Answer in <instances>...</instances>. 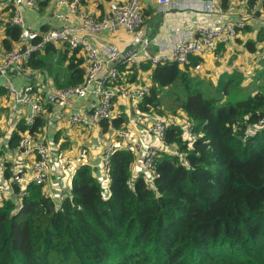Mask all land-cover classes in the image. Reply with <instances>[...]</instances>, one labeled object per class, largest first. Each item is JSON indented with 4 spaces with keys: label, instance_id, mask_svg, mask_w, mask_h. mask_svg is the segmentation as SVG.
<instances>
[{
    "label": "trees",
    "instance_id": "16d2710c",
    "mask_svg": "<svg viewBox=\"0 0 264 264\" xmlns=\"http://www.w3.org/2000/svg\"><path fill=\"white\" fill-rule=\"evenodd\" d=\"M37 2L42 10L49 0ZM254 13L264 14V0ZM5 32L3 45L10 48L20 27L7 21ZM255 44L244 43L249 52ZM200 57L192 55L182 66L140 62L150 82L140 104L164 113L166 98L167 107L182 110L195 139L188 142L167 116L165 138L177 153L158 152L151 178L136 170L135 150L116 148L106 189L85 163L75 168L60 200L37 183H29L20 200L3 198L0 264H264V127L248 134L264 117V58L248 82L257 83L253 91L238 70H223L215 81L206 78L195 67ZM84 61L77 48L47 43L28 65L61 87L82 80ZM129 69L128 82H136L135 67ZM121 122L122 117L111 120ZM47 126L43 112L29 124L20 117L7 146H16L27 129L62 151L67 140L61 144L58 131L45 140ZM101 126L108 128L107 121Z\"/></svg>",
    "mask_w": 264,
    "mask_h": 264
},
{
    "label": "built area",
    "instance_id": "2783aa9c",
    "mask_svg": "<svg viewBox=\"0 0 264 264\" xmlns=\"http://www.w3.org/2000/svg\"><path fill=\"white\" fill-rule=\"evenodd\" d=\"M7 1L12 4L11 23L20 27L17 42L0 59V76L4 78L0 87L7 88L11 99L9 117L17 118L19 110L21 117L29 124L47 107L50 125L65 122L72 128L83 126L88 133L85 135L86 143L78 147L76 155L72 157L62 155L52 141L40 140L29 130H24L13 153L0 155V201L5 197L20 200L29 183L46 186L50 174L54 172V158H63L65 165L69 167L77 162L75 159L81 160L78 162L80 164H90L106 189L110 155L116 148L135 150L138 153L136 170H142L149 178L153 158L158 152L177 153L176 148L165 138L167 114L140 104L149 91L150 82L147 78L149 74L145 76L146 72L141 68L135 47L123 50L107 42L95 44L92 38L105 30L115 31L123 27L129 33L133 45L141 49L144 59L151 66L167 61H174L182 66L189 62L192 55L211 53L220 43H232L246 25L244 17L235 21L206 22L189 36L173 43L168 53L152 56L148 51V38L141 31L144 17L140 0L110 1L107 9L99 15L84 10L82 0H59L73 16L74 23L63 22L43 30L26 25L22 14V7H36L37 0ZM153 1L166 5L172 0ZM217 1L203 0L202 9L209 15L218 12ZM255 1L257 0H238V3L254 10ZM47 43L66 44L70 48H77L84 55L85 71L80 82L45 88L40 78L39 82L30 80L28 74L35 70L40 75V70L29 67L28 59L34 51L42 49ZM129 67H135L137 71L136 82H128L131 79ZM195 67L199 68L200 63ZM12 69L21 76L25 75L26 82L19 87L9 74ZM33 76L35 77L34 74ZM90 95L93 97L90 98ZM77 97L84 98V106L78 108L74 105ZM120 104L122 108L119 107ZM113 117H122L119 126L111 123ZM172 118L180 125L188 142L195 139L193 127L184 114L182 117ZM102 120L107 121L108 128L103 129ZM263 127L264 117L250 126L248 134ZM84 147H92L96 152L95 156L91 155L85 161L82 157L85 155ZM62 191L63 188H60L55 195L59 200Z\"/></svg>",
    "mask_w": 264,
    "mask_h": 264
},
{
    "label": "crops",
    "instance_id": "0c3cea01",
    "mask_svg": "<svg viewBox=\"0 0 264 264\" xmlns=\"http://www.w3.org/2000/svg\"><path fill=\"white\" fill-rule=\"evenodd\" d=\"M58 1L59 0H49L48 4L42 10H40L38 2L36 7L33 8L22 7L25 24L35 29L43 30L49 26H58L63 22L74 23L75 20L71 13L68 12L66 6ZM110 1L119 0H82V7L92 14L99 15V13L107 9ZM261 1L262 0L255 1L256 8L253 10L250 6H241L238 0H218L216 3L219 11L209 15V13L202 9L203 0H172L166 5L158 4L153 0H140L142 13H146L145 16L143 14L144 22L141 31L143 35L148 38L149 53L152 56H161L169 52L173 43L185 36H189L196 28L206 22L217 23L228 20L235 21L240 17H244L246 19V25L241 29L234 41L230 44L222 43L225 45L224 48L218 46L215 51L201 55L200 58L202 62H200L199 69L201 72L204 70H208L209 72L213 71L216 76H211L210 74H208V76L210 75L211 78L215 77L214 81L223 70L228 72L238 70L245 78L251 75L250 71L260 67L261 60L264 58V14L254 13L257 9L261 11ZM251 4L252 2H250V5ZM59 14L62 16H59ZM11 17L12 4L7 0H0V59L3 57L4 52L9 49L4 47L2 40L6 37L5 23L7 21L11 22ZM259 34L260 37L257 38ZM247 39L255 40L254 52H249L245 48L244 43ZM92 41L95 44L107 42L123 50L135 47L138 59H140V61L145 60L143 52L139 47L137 48L133 45L129 33L123 27L115 31L105 30L97 37L92 38ZM13 45L14 44H12V46ZM216 65H223V69L220 70V66ZM218 69L219 71L216 73ZM31 72L32 73L28 74L30 80L34 79V82H39L41 79L45 88L54 86L51 78L43 70H40V75L39 73L36 74L35 70ZM9 74L14 84L18 87L26 82L25 75L21 76L15 69H12ZM0 82H4L2 76H0ZM2 87L5 89L6 93L0 94V131L3 132V135L0 137V149L2 150L0 155H10L15 150V146H7V136H9L10 131L13 129L16 120L21 117V114L18 110L17 118L9 117L11 99L9 94H7V88L5 86ZM92 97L93 96L90 95V98ZM74 105H77L78 108L84 106V98L77 97ZM47 109L46 107L43 113L48 121L49 115L46 112ZM54 124H56V122ZM47 127L48 128H45L44 132L45 140L53 137L55 131H58V139L61 140V144L67 140L68 143H66L63 150L60 151L62 155L74 157L76 155V149L80 146H84L86 143L85 135L88 133V130L83 126L72 128L65 122H60L55 126L50 125ZM37 137L40 140L43 139L39 134ZM84 148L85 155H82V157L85 161L89 159L91 155L95 156L96 152L92 147ZM75 160L77 162L69 167L65 165L63 158H54V172L50 174L49 180L46 186H44L48 193L51 195H53V193L56 194L61 187L63 179L66 182H70L75 168L80 165L78 162H81V160ZM63 167L70 168L71 173L58 172L59 169ZM5 172H7V170H5ZM63 190L68 192V188H65L64 185Z\"/></svg>",
    "mask_w": 264,
    "mask_h": 264
},
{
    "label": "rangeland",
    "instance_id": "374dc122",
    "mask_svg": "<svg viewBox=\"0 0 264 264\" xmlns=\"http://www.w3.org/2000/svg\"><path fill=\"white\" fill-rule=\"evenodd\" d=\"M216 66H220V65H216ZM221 69H223V65L222 66H220V70ZM251 70V69H250ZM219 71V69L218 70H216V73ZM250 73H251V75H250ZM250 73H249V75L250 76H247V77H243L244 78V81H243V83L244 84H246V85H249L250 86V88L251 87H254V89H253V91L255 90V89H257L256 88V86H257V83H255V82H252L251 84H248V82H250L251 80H252V78H253V76H254V74L256 73L255 72V70H252V71H250ZM202 74H205L206 76V78H207V76H208V74H210L211 76H216L214 73H213V71H211V72H209L208 70H204L203 72H202ZM213 79H215V77H213ZM167 91V89H164V94H165V92ZM165 100H166V102L167 103H169V101L165 98ZM165 101H163L162 103V110H163V112L165 113V115H166V117L167 116H170V117H173L174 115H176V114H181V115H179V117H182L183 116V113H182V110L181 109H179V108H176V107H174V109L173 110H171L169 107H167L166 106V103ZM173 112H176L175 114H173ZM61 166V165H60ZM59 166V167H60ZM58 172H61V173H64V172H68V173H71V169L70 168H65V167H63V168H61V169H59V171ZM64 185V187L65 188H68V191H69V184H70V182L68 181V182H66L64 179L62 180V182H61V187L60 188H63V185ZM52 192V191H51ZM56 194L55 193H53V196H55Z\"/></svg>",
    "mask_w": 264,
    "mask_h": 264
}]
</instances>
